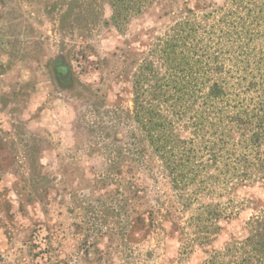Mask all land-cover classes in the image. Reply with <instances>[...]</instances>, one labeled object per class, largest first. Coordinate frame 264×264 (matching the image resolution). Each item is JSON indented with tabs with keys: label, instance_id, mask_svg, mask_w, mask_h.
<instances>
[{
	"label": "rangeland",
	"instance_id": "1",
	"mask_svg": "<svg viewBox=\"0 0 264 264\" xmlns=\"http://www.w3.org/2000/svg\"><path fill=\"white\" fill-rule=\"evenodd\" d=\"M112 3L0 0V264H227L264 212V0Z\"/></svg>",
	"mask_w": 264,
	"mask_h": 264
},
{
	"label": "trees",
	"instance_id": "2",
	"mask_svg": "<svg viewBox=\"0 0 264 264\" xmlns=\"http://www.w3.org/2000/svg\"><path fill=\"white\" fill-rule=\"evenodd\" d=\"M149 0H112L114 6L113 18L125 19L127 15L140 10V6ZM150 137V141H153ZM243 148V178L244 180H258L264 188V117L256 119L255 128L249 139H244ZM262 147V150H261ZM248 172V173H247ZM230 255V264H264V212L250 218L248 221V234ZM225 255H229L225 253ZM222 254H215L207 264H221ZM227 263V264H229Z\"/></svg>",
	"mask_w": 264,
	"mask_h": 264
}]
</instances>
